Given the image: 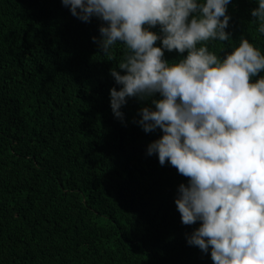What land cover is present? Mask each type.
Segmentation results:
<instances>
[{
    "label": "trees",
    "instance_id": "trees-1",
    "mask_svg": "<svg viewBox=\"0 0 264 264\" xmlns=\"http://www.w3.org/2000/svg\"><path fill=\"white\" fill-rule=\"evenodd\" d=\"M254 7L232 0L226 31L264 54ZM98 26L61 0H0V264H213L188 246L198 225H183L176 210L187 178L146 155L159 130L133 122L135 99L125 123L113 116L115 60L92 42ZM226 45L209 48L219 55Z\"/></svg>",
    "mask_w": 264,
    "mask_h": 264
},
{
    "label": "clouds",
    "instance_id": "clouds-1",
    "mask_svg": "<svg viewBox=\"0 0 264 264\" xmlns=\"http://www.w3.org/2000/svg\"><path fill=\"white\" fill-rule=\"evenodd\" d=\"M254 2L250 15L264 35V0ZM231 3L61 0L76 19L99 21L92 42L115 60L114 118L125 123L122 109L140 103L133 122L161 133L146 155L187 178L174 203L183 225H198L185 234L188 246L213 264H264V76L252 79L264 71V54L244 36L233 42ZM217 41L227 42L219 55L209 48ZM174 51L181 58L169 61Z\"/></svg>",
    "mask_w": 264,
    "mask_h": 264
}]
</instances>
